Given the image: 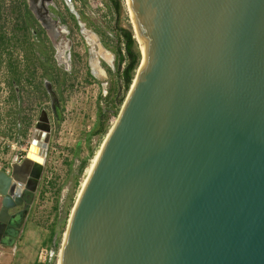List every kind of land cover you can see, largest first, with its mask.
<instances>
[{
  "label": "water",
  "instance_id": "1",
  "mask_svg": "<svg viewBox=\"0 0 264 264\" xmlns=\"http://www.w3.org/2000/svg\"><path fill=\"white\" fill-rule=\"evenodd\" d=\"M129 5L147 60L60 264H264V0ZM50 136L44 111L24 160L40 174Z\"/></svg>",
  "mask_w": 264,
  "mask_h": 264
},
{
  "label": "rangeland",
  "instance_id": "2",
  "mask_svg": "<svg viewBox=\"0 0 264 264\" xmlns=\"http://www.w3.org/2000/svg\"><path fill=\"white\" fill-rule=\"evenodd\" d=\"M119 1L120 15L112 0H0V165L26 157L44 111L51 124L21 264H58L84 171L107 133L100 123L109 129L120 114L122 30L134 34V24Z\"/></svg>",
  "mask_w": 264,
  "mask_h": 264
},
{
  "label": "flooded vegetation",
  "instance_id": "3",
  "mask_svg": "<svg viewBox=\"0 0 264 264\" xmlns=\"http://www.w3.org/2000/svg\"><path fill=\"white\" fill-rule=\"evenodd\" d=\"M58 105L54 104L57 116ZM29 150V149H28ZM25 157L0 165V174L12 179L6 195L0 194V264H21V244L29 225L36 220V205L43 181V171L25 164ZM84 162L79 166L82 170ZM52 243V241H51ZM33 264H40L38 257Z\"/></svg>",
  "mask_w": 264,
  "mask_h": 264
},
{
  "label": "trees",
  "instance_id": "4",
  "mask_svg": "<svg viewBox=\"0 0 264 264\" xmlns=\"http://www.w3.org/2000/svg\"><path fill=\"white\" fill-rule=\"evenodd\" d=\"M114 9L117 13V15H120V1L119 0H112ZM123 36L125 38V53L126 55L123 56L122 52L120 54V65L122 63H125V66L122 71H119L121 73V77L123 79V89H124V95L119 98V100L116 102L118 110L121 109V107L124 104V101L126 99V96L131 88V85L133 83L134 76L136 74V70L139 68L140 62H141V52L138 48V43L136 41V38L134 39L135 35L132 31L128 30H122ZM118 112H115L116 116L118 115ZM106 115V114H104ZM109 130L106 125V121H103L100 123V129L99 133H106ZM107 134V133H106ZM105 134V136H106ZM104 136V137H105ZM83 169V168H82Z\"/></svg>",
  "mask_w": 264,
  "mask_h": 264
},
{
  "label": "bare ground",
  "instance_id": "5",
  "mask_svg": "<svg viewBox=\"0 0 264 264\" xmlns=\"http://www.w3.org/2000/svg\"><path fill=\"white\" fill-rule=\"evenodd\" d=\"M126 4H127L128 11L130 13L131 19H132L133 24H134V34H135L136 41L140 45V48L139 47L138 48H139V50L141 52V62H140L139 68L136 70V74L134 76V79H135L134 80V84H135L137 82V80H138V78H139L144 66H145V63H146V60H147V50L145 49V47H144V45L142 43V40L140 38L139 27H138V25L136 23L135 17L133 16V13L131 11V8H130V5H129V0H126ZM127 95H129V92H128ZM122 108H123V106L121 107V110H122ZM117 120H118V118L116 119L115 122L113 121L114 123L110 126L106 136L104 137V139L101 142L99 148L95 152L94 156L92 157V159L89 162V165L87 166L86 170L84 171V177H83V179L81 181V184H80V187H79V190H78V193H77L76 201H75L74 207H73V209L71 211V214H70V218H71V216H72V214L74 212V209L76 207L78 198H79L80 193H81V191L83 189V186H84V184H85V182L87 180V177H88V175H89V173H90V171H91V169H92V167H93V165H94V163H95V161H96V159H97V157H98V155H99V153H100V151H101V149H102V147H103V145L105 143V141L107 140V138H108L109 134L111 133L114 125L116 124ZM42 142H44V140L41 139V141H40V143H38V145L41 146ZM44 148L45 147H43V151L42 150L41 151L40 150H36L34 152L35 156L31 157V159L34 162H37V163H40V164L42 163L43 166H45V164L47 162V157H48V152H49V145H48L47 149L45 148V151H44ZM46 150H47V152H46ZM70 218H69V221H70ZM69 221H68V224H69ZM67 229H68V226H67ZM66 236H67V230H66V232L64 233V236H63L62 246H61V249H60V252H59V255H58V264L61 263L62 252H63L62 248L64 246V242L66 240Z\"/></svg>",
  "mask_w": 264,
  "mask_h": 264
}]
</instances>
